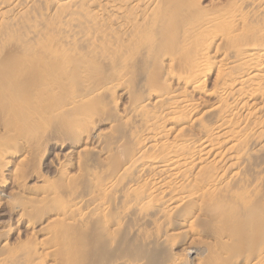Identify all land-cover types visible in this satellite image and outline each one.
I'll list each match as a JSON object with an SVG mask.
<instances>
[{
    "label": "bare ground",
    "instance_id": "obj_1",
    "mask_svg": "<svg viewBox=\"0 0 264 264\" xmlns=\"http://www.w3.org/2000/svg\"><path fill=\"white\" fill-rule=\"evenodd\" d=\"M55 36L71 50L83 51L79 41L102 54L106 40L119 45L139 62L148 96L161 110L151 111L147 99L139 103L134 115L141 130L125 123L104 148L114 161V184L106 186L129 208L115 214L104 204L102 248L119 244L121 221L133 213L158 230L150 235L139 228L141 242L163 247L174 231L207 234L218 246L209 264H264V198L257 183L241 176L254 163L250 151L264 153V0H233L215 11L193 0H0V129L6 133L34 127L49 90H42L45 78H53L55 65L69 67L66 48L50 42ZM36 38L45 41L35 45ZM216 41L226 55L208 89ZM164 74L180 75L184 92L172 91ZM61 253L65 264H81Z\"/></svg>",
    "mask_w": 264,
    "mask_h": 264
},
{
    "label": "rangeland",
    "instance_id": "obj_2",
    "mask_svg": "<svg viewBox=\"0 0 264 264\" xmlns=\"http://www.w3.org/2000/svg\"><path fill=\"white\" fill-rule=\"evenodd\" d=\"M193 1L204 11H215L227 7L233 0ZM51 19L57 21L59 18L53 14ZM44 41L36 38L32 42L36 45ZM66 41L60 36L50 40L56 47L66 48L68 54L64 53L68 59L65 60L69 67L63 71L54 66V72L51 71L54 74L50 76L54 79H48L52 86L45 78L47 87L43 83L45 90H42H49L45 93L46 101L40 105L44 107L43 114L35 120L34 127L20 131L22 135L18 131L19 135L13 130L6 133L0 129V142L7 145H0V262L19 264L17 259L20 258L18 261L22 264H63L64 256L60 255L63 252L66 258L80 260L81 264H123L127 261L158 264L156 260L160 262L164 258L162 264L169 260L171 264H209V255L218 249L213 238L207 234L197 238L192 233L174 231L170 233V242L163 247H156L150 241L142 243L137 232L139 228H142L141 233L146 231L150 235H156L158 230L134 217L133 213L121 221L122 232L116 238L119 244L111 233V239L114 238L118 245L114 244L107 252L102 248L99 229L104 204L108 212L115 214L129 208L120 198L121 193L115 194V190L106 186L114 184V161L113 153L104 148L125 123L141 130L134 115L139 103L147 99L151 111L161 110L154 103L155 98L148 96L139 62L120 51L119 45L106 40L108 50L102 54L79 41L78 47L83 49L78 48L79 55L76 52L79 50H71ZM221 46L216 41L210 51L213 68L205 78L208 89L216 79L214 67L223 63L226 55ZM73 49L76 51L72 53ZM173 69L178 71V67ZM174 75L177 76L164 74V80L172 91L184 92L186 87L179 81L182 78ZM95 91L99 94L94 98L90 94ZM190 134L188 131L185 135L190 138ZM250 156L254 163L246 165L241 176L245 181L250 179L257 183L261 189H258L259 195L264 198V153L252 150ZM157 219L161 221L160 217ZM159 226L164 227L163 224ZM222 258L224 262L229 255Z\"/></svg>",
    "mask_w": 264,
    "mask_h": 264
}]
</instances>
